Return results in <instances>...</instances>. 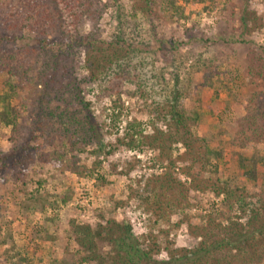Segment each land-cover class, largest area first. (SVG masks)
<instances>
[{
  "label": "trees",
  "instance_id": "16d2710c",
  "mask_svg": "<svg viewBox=\"0 0 264 264\" xmlns=\"http://www.w3.org/2000/svg\"><path fill=\"white\" fill-rule=\"evenodd\" d=\"M130 1L133 12L128 17L120 0H0V76H3L0 122L11 129L13 144L10 153L4 154L5 164L21 168L31 163L33 157L28 145L37 141L39 136L48 139L49 145L57 149L63 147L78 152L99 142L97 125L89 115L90 102L84 96L86 85H95L104 97L110 99L113 117L116 110L123 108L125 94L141 96L147 101L153 98L147 105L149 113H154L157 122H161L168 132L151 122L146 125L153 134L146 135L144 124L134 120L127 125L120 140V144L133 150L160 149L158 160L167 162L161 180L149 184L145 194L137 191V198L146 206V212L152 214L156 225L170 226L175 210L184 212L193 207L189 200L192 192L223 197L222 206L226 211L216 210L213 214L203 215L205 223L202 225H195L187 216L179 220L174 228L186 224L190 235L201 237L203 241L198 249L191 251L165 247L166 260L158 259L160 246L154 244V248L150 245L142 248L130 223L117 219L108 220L97 229L87 226V231L78 237V243L92 253L98 264H201L203 252H206L204 240L218 222L231 221V214L235 211L244 215L249 212L250 219L246 227L241 228L244 233L232 226L231 232L236 231L235 236L217 241L212 247L214 251L236 250L239 258L206 263L249 264L252 256L244 255V251L257 254L260 245L264 244V182L259 195H252L248 188L215 177L214 170H218L213 168L212 160L219 158L221 153L214 152L209 139L196 132L199 113L182 105L187 94L181 93L179 86L173 91L164 89L160 94L159 86L167 83V74L161 69L150 68L136 47L142 45L147 35L153 36L160 25L174 18L184 19L186 5H204L209 12L218 0ZM110 7L115 8L112 17L117 26L111 37L105 38L98 26ZM248 16L246 11V16L241 17L242 26L248 25ZM146 23H149L148 28L143 26ZM86 26L88 31H85ZM191 34L188 30L187 35ZM79 50L86 56L83 62L81 60L83 66L76 61ZM139 58L142 61H138ZM224 63L217 54L201 56L194 61L189 75L200 76L201 89L211 90L215 80L221 77L220 68ZM249 70L245 76L250 83L256 84L257 75L253 68ZM81 71H86L87 75H80ZM127 85H135L136 91L127 90ZM159 94L165 99L164 105H159ZM249 103L247 109L252 114L256 103L254 99ZM204 107L216 116L227 111L228 103L210 100ZM254 114L241 126L242 130L251 131V138L246 140L241 137L243 132L238 133L241 152L235 155L240 163L248 160L250 165L245 175L256 181L259 168H264V155L257 149L258 144L264 143V124L258 127L255 123L257 119L262 121L264 112L258 109ZM53 138L59 143L55 144ZM169 143L180 144L182 152L175 154ZM248 148L252 149L251 155H242ZM59 149L48 152L47 161L83 176L84 170L75 162L78 159L70 166L67 155H61ZM180 175L189 182L184 184ZM256 198L258 202L254 203ZM70 199L68 194L61 198V202L67 204ZM142 238L148 242L145 236ZM96 240L111 247L106 260L96 259Z\"/></svg>",
  "mask_w": 264,
  "mask_h": 264
},
{
  "label": "rangeland",
  "instance_id": "374dc122",
  "mask_svg": "<svg viewBox=\"0 0 264 264\" xmlns=\"http://www.w3.org/2000/svg\"><path fill=\"white\" fill-rule=\"evenodd\" d=\"M120 3L130 17L133 3L130 0H120ZM114 9L110 7L106 11L98 26L105 38H110L116 30L112 17ZM186 9L184 19L174 18L160 25L153 36L147 35L142 45L136 47L150 68L161 69L167 74V83L159 86L160 94L164 89L173 91L179 86L181 93L187 94L182 105L199 113L196 132L209 139L214 152L221 153L219 158L212 160L213 168L218 170H214L215 177L248 188L252 195H259L264 168H259L258 179L253 181L245 175L249 170L248 160L240 163L235 154L241 152L238 133L243 132L241 137L246 140L251 138V131L242 130L243 121L252 119L258 109L264 112V0H218L209 12L204 5H186ZM246 11L249 13L248 25L242 26L241 17L246 16ZM143 26L148 28L149 23ZM88 28L86 26L85 31ZM188 30H191V36L187 35ZM215 54L225 62L220 68L221 77L215 80L213 89H201L200 76L190 77L189 69L201 56ZM85 58L84 52L79 50L77 63L83 66L81 60L83 62ZM138 61L142 60L139 58ZM251 67L257 75L256 84L250 83L245 76ZM81 74L87 75V72L81 71ZM2 80L3 76H0V95ZM84 88V96L90 102L89 115L98 128L99 142L85 146L79 152L58 148L61 155H67L70 166L78 159L75 162L84 170L83 176L47 161L48 152L58 149L40 136L28 145L33 157L31 163L21 168L8 166L4 154L10 153L13 147L11 129L0 122V264H98L92 253L80 246L78 237L87 231V226L97 229L98 225L111 219L130 223L142 248L145 245L160 246L159 260L168 259L165 247L186 251L198 249L203 241L201 237L191 236L186 224L178 229L173 225L184 216L195 225L204 224L203 215L213 214L216 210L226 211L222 206L223 197L192 192L189 196L193 204L191 209L175 210L170 226L156 225L152 214L146 212V206L137 198V191L145 194L149 184L161 180L167 162L158 160L160 149L133 150L120 144L127 125L134 120L144 124L146 135L153 134L146 125L151 122L168 132L161 122H157L155 114L149 113L147 105L153 98L147 101L141 96L125 94L123 108L116 110L113 117L110 99L93 84ZM126 89L133 92L136 86L127 85ZM160 94L159 105H164L165 99ZM251 99L256 103L252 114L247 109ZM210 100L228 103L227 111L213 116L204 107ZM261 123L264 124V118L261 122L257 119L255 126L259 127ZM53 139L55 144L59 143L57 138ZM170 147L175 154L182 152L180 144L171 143ZM257 149L264 155V143L258 144ZM246 151L241 154L249 157L252 149ZM9 163L12 165V160ZM180 178L184 184L189 182L183 175ZM68 194L71 199L63 204L61 198ZM257 202L258 198L254 200ZM250 215L235 211L231 221L218 222L204 240L207 244L201 264L238 259L236 250L214 251L212 247L217 241L235 236L236 231L231 232L232 226L244 233L241 228L246 227ZM142 236L148 242L145 243ZM95 247L96 259L106 260L111 247L102 240H96ZM244 252V255L252 256L249 264H264V244L260 245L257 254Z\"/></svg>",
  "mask_w": 264,
  "mask_h": 264
}]
</instances>
